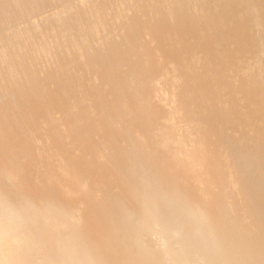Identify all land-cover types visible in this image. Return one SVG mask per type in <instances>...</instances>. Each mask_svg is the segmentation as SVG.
<instances>
[{"label":"bare ground","instance_id":"1","mask_svg":"<svg viewBox=\"0 0 264 264\" xmlns=\"http://www.w3.org/2000/svg\"><path fill=\"white\" fill-rule=\"evenodd\" d=\"M193 1L0 0V264L81 263L102 242L112 261L105 224L167 229L158 200L221 258L264 255V0ZM176 111L193 120L173 135Z\"/></svg>","mask_w":264,"mask_h":264},{"label":"rangeland","instance_id":"2","mask_svg":"<svg viewBox=\"0 0 264 264\" xmlns=\"http://www.w3.org/2000/svg\"><path fill=\"white\" fill-rule=\"evenodd\" d=\"M198 1L199 0L193 1V3L196 5L201 2ZM200 4H198V6ZM87 7H89V5ZM251 14L254 15V12H251ZM103 34L110 38L113 37V31L111 29L104 30ZM0 39L2 40V42L0 40V47H7V45L3 41L4 39ZM257 49L258 50H255L254 53L255 60L262 63L264 62V52H262L260 46H258ZM257 55L259 56L258 58L256 57ZM198 56L200 59L199 61L203 60V53L200 52ZM157 93L155 96L156 101L159 100L158 102H164L163 104L165 105L163 106H166L164 108L169 109L170 102L164 99V92L161 90L158 94ZM160 94L163 96L160 97ZM0 96L1 102L6 95L5 93H3L0 94ZM160 99H163V101ZM176 112L177 113L174 114L172 122L174 124V132H171L173 135H176L178 134V132H181L182 130L187 128L189 122L193 120L189 115L178 111ZM180 120L182 123L180 122ZM187 131L188 134H191L189 129H187ZM120 177L124 180H127L123 175H121ZM53 182L54 180L52 181V183ZM128 182H131V184L133 183V181L131 180H129ZM93 193V191H89L87 190V188L77 191L72 196L68 197L67 200H65L66 202L62 204V210L68 212L71 215V219H77V217L79 216V212L75 210L74 206L80 204V206H82L81 200L84 199V197L86 198L89 195H92ZM133 194L134 193L130 194L131 199H133ZM48 202L54 203L55 198H49ZM9 203L10 206L17 204L13 196H11V200ZM5 204L6 203L0 197V209L6 206ZM155 204L156 205L154 208L159 210L158 219L160 224L167 225L169 228L162 230L154 226L153 230H142L140 233L133 236L128 231V227L131 225V223L127 220L128 218L124 216L121 222L116 226L105 224V226L113 235L122 240V245L119 247L118 253L114 256L112 261L109 256V246L105 242H102L99 245V250L103 255L102 257L96 258L93 256L91 260H86L80 263L78 262L76 254H73L71 257H69L68 255H64L62 257V260L68 264H264V255L258 253H255V257L245 260H225L221 258L217 253L218 251H214L212 247L209 246L210 242L204 237L203 227L197 229L188 226V229L185 230L182 228V224L186 222V219L184 217V213L179 208L170 209L165 206L164 202H161L159 200L156 201ZM27 206L24 207V211H26L28 214H33L32 207L30 205ZM94 208H96V206ZM102 226V222H97L96 227L100 229L102 228ZM172 229L175 230L173 236H171L170 231ZM10 230L12 229L10 228ZM232 238L233 235H230V239ZM258 244L256 243L254 245H257L259 247ZM46 249L50 250L51 246H47Z\"/></svg>","mask_w":264,"mask_h":264}]
</instances>
